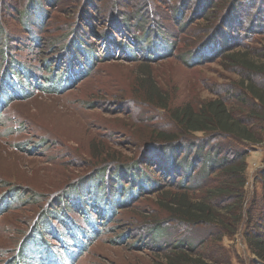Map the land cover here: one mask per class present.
I'll return each mask as SVG.
<instances>
[{"label":"rangeland","instance_id":"1","mask_svg":"<svg viewBox=\"0 0 264 264\" xmlns=\"http://www.w3.org/2000/svg\"><path fill=\"white\" fill-rule=\"evenodd\" d=\"M26 1L3 0L0 15L4 30L9 34L11 54L40 73L47 68L41 59L54 54L50 52L48 39L60 35L59 28L49 22L44 31H39L47 41L43 47L45 53L35 47L23 23L26 18L32 24ZM138 1L133 0L134 5ZM231 1L224 0V6ZM188 2L190 9L186 17L194 11H210L202 0ZM238 2V8L232 7L228 14L219 9L213 13L211 24L222 17L224 22V34L216 39V44L219 40L234 39L239 32L249 33L255 26L264 28V0ZM99 3L105 8L111 4L110 1ZM152 4L163 13V17L155 19L168 31L163 37L169 35V39L178 41L173 57L149 61L145 57L138 59L133 54L115 52L114 59L99 62L89 77L65 93L47 94L33 88L24 100L11 101L5 109V103L0 107L3 112L0 118V264H157L163 261L165 246L179 241L195 247L210 262L211 258L222 261L228 255L232 264H252L240 234L225 230L226 234L220 237L204 228L187 232L168 222L153 224L155 228L150 232L145 226L147 221L160 223L165 218L157 204L158 193L144 194L136 198L132 206L114 215L108 213L110 220L104 224V220L96 216L98 208L105 212L107 206V199H101L94 189L96 180L90 181L98 172L96 168L105 166L113 171L127 164L130 170L137 169V174L163 180V174L152 165L166 168L171 156L163 150H155L161 148L156 146L155 138L161 129L175 132L171 112L187 102L198 106L211 98H225V91L241 78L228 61H221V53L214 58L205 48V55L212 58L202 62L187 54L186 51L194 53L197 47L190 38L194 29L209 25L202 19L204 13L190 23L189 30L182 36L170 18L172 7L156 1ZM69 6L76 10L73 0L62 3L60 0L58 7L51 11L52 21L70 18L73 12L66 11ZM123 7L117 5L118 9ZM92 8L90 4L88 12ZM113 8L114 5H110L112 24L109 23V28L107 24H99L98 28L115 31L122 19L112 13ZM257 20L259 24L255 25ZM147 24L150 25V21ZM253 36L244 42L251 48L264 47V32ZM181 38L186 40L180 41ZM143 39L150 41L147 36ZM91 41L95 50L104 54L101 40L93 37ZM231 49L243 50L236 43ZM185 59L194 65H188ZM149 79L152 82L148 85ZM149 89L163 95L167 109L157 107L156 99L151 101ZM203 152L207 155L208 149ZM183 160L181 166L185 164ZM247 164V192L250 199L256 195L254 210L261 213L264 188L261 180L255 181L254 176L264 168V147L252 150ZM127 174L124 183L129 181L130 174ZM200 174H196L194 180L201 182ZM164 227L166 231L160 233ZM258 231L264 235V220Z\"/></svg>","mask_w":264,"mask_h":264},{"label":"trees","instance_id":"2","mask_svg":"<svg viewBox=\"0 0 264 264\" xmlns=\"http://www.w3.org/2000/svg\"><path fill=\"white\" fill-rule=\"evenodd\" d=\"M104 1H110L111 4H107L106 8L100 6L99 2ZM155 1L172 7L170 18L182 36L189 30L190 23L204 13L202 19L208 21L209 25L194 29L190 38L197 47L194 53L186 51L187 54L202 62L205 58H212L205 55V48L213 53L214 58L221 53V61H228L241 78L225 91V98H211L198 106L187 102L171 112L170 118L176 128L175 132L169 133L168 130L161 129L155 138L156 146H161L155 150H163L162 152L171 156L166 168L160 164L152 165L163 174V180L149 174H137V169L130 170L127 164L119 165L115 171L106 169L105 166L96 168L98 172L90 181L96 180L94 189L98 196L107 199L106 211L102 212L98 208L96 216L99 220H104V224L110 220V212L114 215L132 206L136 198L148 193H158L157 204L165 218L160 223L147 221L145 226L150 232L155 228L153 224L168 222L175 224L173 227L176 229L187 232L204 228L213 234L218 233L220 237L226 233L240 234L244 237L249 261L252 259V264H264V235L258 231L264 220V215H261L264 211L257 213L254 210L257 197L254 195L250 199L247 192V157L257 147H264V47L251 48L244 42L247 38H253L254 33H263L264 28L257 29L255 26L249 33L239 32L234 39L228 42L219 40L216 44V39L224 34V22L221 20L223 17L216 23L209 22L216 9L225 10L228 14L232 7L238 8V0L231 1L227 6H224V0H202L205 8L210 11H194L190 17H186V12L190 9L189 0H139L135 5L133 0H73L76 10L69 9L70 6L66 10L68 13L73 12L71 17L67 18L68 20L61 18L54 21L51 11L58 7L60 0H27V15L32 24L28 23L26 18L23 23L30 33L29 39L34 41L33 45L43 49L45 53L43 47L47 41L43 40L39 31H44L47 25H50L49 22L57 25L60 35L56 34L54 38L48 39L51 42L50 52L54 54L41 59V62L47 64V68L38 73L35 68L27 66L22 59L11 54L9 34L4 30L0 15V107L5 103V109L11 101L24 100L33 88L47 94L65 93L79 81L89 77L99 62L114 59L115 52L133 54V57L138 59L145 57L149 61L173 57L178 41L169 39V35L167 38L163 37L168 31L163 24L156 21L163 17V13L157 6L153 7L152 3L155 4ZM2 3L3 0H0V10ZM90 4L93 7L91 13L88 12ZM118 4L124 5L123 9H118ZM110 5H114L115 11L112 10V13L119 14L122 19L115 26L117 34L111 29L106 31L102 30V27L98 28L99 24H107L108 27L112 22V19H109ZM130 5L131 9L128 8ZM133 20L137 23H132ZM149 21L150 25L147 24ZM258 22L259 20L255 21V25ZM138 31L143 32L140 34ZM62 32L65 33L62 35ZM118 35L124 40H119ZM146 36L148 39L150 37V41L143 39ZM93 37L103 43L104 54L93 47ZM182 39L186 40L181 38L180 41ZM235 43L243 50L231 49ZM185 61L188 65H194L189 59ZM151 82L149 79L148 85ZM149 92L151 101L156 99L157 107L168 108L162 94L151 89ZM157 92L158 95H155ZM2 113L0 110V118ZM205 148L208 149L207 155L203 152ZM185 157L186 160H183ZM182 160L185 163L183 166ZM202 166L203 169L199 171ZM127 173L130 178L124 183L123 178L128 176ZM198 173H201V182L194 180ZM254 177L255 181L261 180L264 188V168ZM165 231L166 227L162 228L160 233ZM84 236L87 235L84 233ZM213 242L215 241H211ZM165 247L163 261L157 264H232L231 256L229 258L228 255L222 261L213 258L211 262L207 261L195 247L184 245L181 241Z\"/></svg>","mask_w":264,"mask_h":264}]
</instances>
